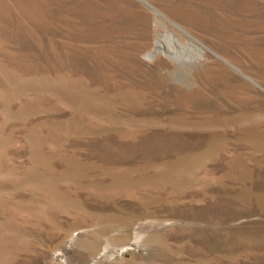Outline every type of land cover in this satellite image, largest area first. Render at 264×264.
Returning a JSON list of instances; mask_svg holds the SVG:
<instances>
[{"label":"rangeland","instance_id":"374dc122","mask_svg":"<svg viewBox=\"0 0 264 264\" xmlns=\"http://www.w3.org/2000/svg\"><path fill=\"white\" fill-rule=\"evenodd\" d=\"M0 264H264V0H0Z\"/></svg>","mask_w":264,"mask_h":264},{"label":"bare ground","instance_id":"6f19581e","mask_svg":"<svg viewBox=\"0 0 264 264\" xmlns=\"http://www.w3.org/2000/svg\"><path fill=\"white\" fill-rule=\"evenodd\" d=\"M171 35H172V34H171ZM171 35H170V36H171ZM172 38H173L174 41H176V42L179 43V40H178L177 38H175V37H172ZM157 46H158V47L156 48V50L153 51V53H156V52H157L158 50H160V49H164V45H162L160 41H158ZM160 47H161V48H160Z\"/></svg>","mask_w":264,"mask_h":264}]
</instances>
